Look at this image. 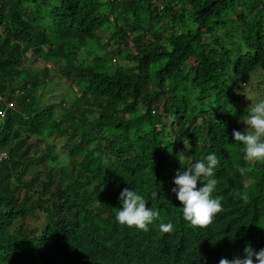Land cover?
<instances>
[{
    "label": "trees",
    "instance_id": "obj_1",
    "mask_svg": "<svg viewBox=\"0 0 264 264\" xmlns=\"http://www.w3.org/2000/svg\"><path fill=\"white\" fill-rule=\"evenodd\" d=\"M50 72L74 97L45 101ZM240 83L264 100V0H0V264H219L264 249V162L233 136L250 108L231 99ZM211 153L223 211L193 227L174 179ZM126 187L159 211L148 231L116 221Z\"/></svg>",
    "mask_w": 264,
    "mask_h": 264
},
{
    "label": "clouds",
    "instance_id": "obj_2",
    "mask_svg": "<svg viewBox=\"0 0 264 264\" xmlns=\"http://www.w3.org/2000/svg\"><path fill=\"white\" fill-rule=\"evenodd\" d=\"M247 85L248 83H242L240 87L246 89ZM237 91L239 92V89ZM247 98L250 99L248 96ZM240 122L248 125V128L243 132L234 130L233 136L235 142L244 146L245 159L264 162V100L252 104L247 109V115L241 117ZM184 144L186 149H191L192 145ZM178 155L183 165L184 153ZM219 163L217 155L211 153L204 159L185 167L186 170L179 171L174 179L177 188H174L173 192L183 205V218L193 227H207L216 215L223 211V197L213 196L218 184L215 169ZM246 171L245 168L239 169L241 175ZM198 183H203V187H198ZM152 195L155 198L156 193ZM234 195L247 202L246 192H235ZM120 200L122 207L117 209L115 219L122 226L148 231L149 226L160 216L159 211L153 207L149 208L145 198L135 190L124 188L120 193ZM159 228L163 233H170L174 226L171 222L161 223ZM245 253L243 258L235 257L231 260L221 258L219 264H264V249L257 252L249 245L245 248Z\"/></svg>",
    "mask_w": 264,
    "mask_h": 264
},
{
    "label": "rangeland",
    "instance_id": "obj_3",
    "mask_svg": "<svg viewBox=\"0 0 264 264\" xmlns=\"http://www.w3.org/2000/svg\"><path fill=\"white\" fill-rule=\"evenodd\" d=\"M107 33H103L101 35V39L104 42L107 38ZM25 64H27V61H25ZM120 64H125L124 62H120ZM35 67V66H34ZM53 75V77L51 78L52 80L49 81V84L47 85L46 91L48 92V95L51 94L50 97L53 98L52 99H47L45 101H54L55 103H59L61 100V96L66 93V92H70L71 95L69 97H74L73 91L71 89H67V84L64 82V80L61 78L60 81L57 80V78H59V76L57 74H53L52 72H50L49 76ZM242 83H240L241 85ZM239 89V88H238ZM244 92V94H243ZM232 100L239 98L240 97L243 99V102L248 105L249 107L252 106V104L258 103L260 101H262L263 95L258 94L255 90H250L248 87L246 89H239V92L237 90H235L232 94ZM250 98L248 99L247 96ZM49 97V96H48ZM231 101V100H230ZM232 102V101H231ZM67 105V104H66ZM246 125V124H245ZM246 128H248V125H246ZM54 140L55 143V151H57L60 155V151L62 150V145L58 140ZM32 141H36V138H32ZM38 144L37 146L39 148H43L44 143H36ZM63 159H65L62 155H60V162H63ZM29 222H31L30 225L35 226V225H39L42 222V218L40 216H36L35 218H31V220H29Z\"/></svg>",
    "mask_w": 264,
    "mask_h": 264
},
{
    "label": "built area",
    "instance_id": "obj_4",
    "mask_svg": "<svg viewBox=\"0 0 264 264\" xmlns=\"http://www.w3.org/2000/svg\"><path fill=\"white\" fill-rule=\"evenodd\" d=\"M9 105L11 106V103H10ZM3 156H4V153H2V154L0 155V158L3 157ZM4 157H5V156H4Z\"/></svg>",
    "mask_w": 264,
    "mask_h": 264
}]
</instances>
